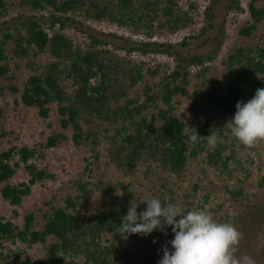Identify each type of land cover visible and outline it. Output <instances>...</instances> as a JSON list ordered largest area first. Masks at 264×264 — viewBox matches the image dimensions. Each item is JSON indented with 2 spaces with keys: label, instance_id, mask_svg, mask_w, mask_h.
<instances>
[{
  "label": "trees",
  "instance_id": "trees-1",
  "mask_svg": "<svg viewBox=\"0 0 264 264\" xmlns=\"http://www.w3.org/2000/svg\"><path fill=\"white\" fill-rule=\"evenodd\" d=\"M221 1L209 0L205 8L208 24L200 36H192L203 38L202 47L215 41L217 49L206 54L178 48L188 45L186 38L178 43L154 39L162 32L176 33L193 24L192 10L198 8L195 0H21L37 14L11 18L0 27V117L4 114L1 98L5 90L21 92V102L37 108L43 119L50 116L51 105L56 104L59 123L63 129L72 128L71 140L75 145L99 146L102 132L112 127L121 144L114 149V157L128 171L136 172L143 165L147 173L162 171L170 177L181 176L190 159L205 150V140L215 131V116H233L238 101H247L258 88H264L263 43L256 47L238 46L229 52L224 60L228 81L223 91L203 74L190 93L192 67L203 66L217 57L226 36V15L244 10L240 0H226L224 11L219 13ZM8 10L7 0H0V18ZM248 11L252 19L239 30L246 37L264 22V0H249ZM218 16L222 21L215 24ZM78 18L106 20L146 39L135 40L116 33H103L104 38H99L87 33L90 41L77 44L63 30L82 23ZM211 29L212 34L206 36ZM109 38H121L125 44ZM128 43L131 45L126 46ZM45 52L50 54V61L37 63L38 56ZM134 52L166 55L173 59V66H167L169 70L158 83L149 85L148 75L158 76L161 64L151 69L146 62L133 60ZM24 60L32 73L23 88L4 84L1 80L10 82L16 78L14 68L18 69ZM207 69L203 67V72ZM143 82L146 84L142 95L132 96V90ZM180 96L191 99L190 116L199 119V125L192 130L176 112L175 101ZM152 107L158 110L154 112ZM194 133L196 141L191 139ZM6 135L2 132L0 137ZM68 139L65 132H54L38 146L11 145L0 151L3 199L19 206L35 184L54 180L56 176L48 165L39 166L36 160H45L46 149ZM225 146L219 141L213 144L209 153L211 163L226 165L227 158L222 155ZM21 167L29 179L14 184L11 179ZM78 188L79 193L67 197L64 206L51 207L44 214L40 228H36L33 212L24 216L22 226L0 216V264H158L162 246L172 238L170 229L167 236L154 231L149 236L133 234L124 239L118 234L120 218L134 199L128 188H124L111 207L93 213L82 211L81 207L87 196V184L79 183ZM233 194L241 195L242 191ZM140 207L143 209L145 205ZM13 212L18 216L16 209ZM18 242L28 248L43 244L48 259L27 257L18 262V252L8 244Z\"/></svg>",
  "mask_w": 264,
  "mask_h": 264
},
{
  "label": "rangeland",
  "instance_id": "rangeland-1",
  "mask_svg": "<svg viewBox=\"0 0 264 264\" xmlns=\"http://www.w3.org/2000/svg\"><path fill=\"white\" fill-rule=\"evenodd\" d=\"M8 13L0 18V27L7 20L20 15H33L35 13L29 6H24L21 0H7ZM196 10H192L194 23L186 29L176 33L162 32L154 37L155 40L173 43L187 39L186 46L178 48L193 53H212L217 49L215 41L202 47L203 38L200 36L202 28L207 26L208 20L205 8L209 0H195ZM244 10L242 12H230L226 15V36L223 45L213 61H206L203 66H193L191 74L190 93L201 82L203 74L208 82L216 85L221 91L225 89L228 81V72L224 64L229 52L238 46L256 47L264 43V22L258 24L257 29L249 37L243 36L239 30L247 22L251 21L248 11L249 0H240ZM182 6L187 4L182 1ZM226 0L218 5V12L224 11ZM47 14L48 12H43ZM82 23L71 25L63 30L77 44L83 45L89 42L88 34H95L104 38L103 33H116L124 37L131 36L135 40L146 39L143 35L133 34L130 29L120 27L106 20H84ZM222 17L218 16L214 23L219 24ZM212 30L206 36L212 34ZM120 45L125 44L123 39L109 38ZM128 43L126 46H130ZM125 54L126 50H119ZM132 59L144 61L147 67L154 69L160 65L158 76L148 75L146 83L153 85L158 83L168 67L173 66V59L166 55L134 52ZM51 59L50 54L42 53L36 59L39 64H45ZM13 64L14 59L11 61ZM203 67L208 68L203 72ZM16 78L10 82L23 88V84L31 69L26 66L25 60L20 62L18 69L14 68ZM146 83L138 84L131 95H142ZM21 92L14 94L9 89L5 90L1 98L4 114L0 117V134L6 132L5 137H0V151L17 146H38L45 143L47 136L54 132H65L69 139L61 142L57 147L46 149V159L36 160L39 166L48 165L49 170L56 176L54 180L47 179L32 187V193L25 197L22 204L12 206L0 194V216L12 219L22 226L24 216L33 212L36 216V228H40L44 222V214L51 207L64 206L67 197H75L79 193L78 184H87V196L82 201V211L90 213L98 209H108L116 201V197L128 188L134 199L156 196L162 200H168L183 209H202L209 212L218 221L230 220L242 233L236 255H250L255 258L256 264H264V140L258 141L252 147L240 144L231 134L230 130L223 127L232 117L223 114L215 116V131L217 141L226 144L222 155L227 158L226 165L219 162L211 163L209 153L213 150V144L205 140V150L197 157L190 159L186 171L179 177H170L167 172L159 173L151 171L147 173L145 166L140 165L136 172H130L123 164H119L113 151L121 146L116 130L109 127V131L102 132V142L99 146L92 147L89 144L77 146L71 140L72 128L63 129L59 123V115L56 104L51 105L50 116L47 119L40 117L38 109L28 107L20 100ZM176 112L178 116L189 124V130L199 125V119L190 116L191 99L186 97L176 98ZM162 107V104L160 105ZM156 112L158 109L152 107ZM120 126V125H119ZM233 151V152H232ZM229 158V159H228ZM87 164L88 167H87ZM29 179V174L23 167L19 168L11 182L17 184ZM2 185H0V188ZM111 187V190L108 188ZM239 190L241 195L233 194ZM18 211V216L13 210ZM51 241V239H49ZM19 254L18 262L30 257L34 260L48 259L45 246L36 244L28 248L22 243L10 244ZM15 259H11L14 261ZM16 261V262H17Z\"/></svg>",
  "mask_w": 264,
  "mask_h": 264
},
{
  "label": "clouds",
  "instance_id": "clouds-1",
  "mask_svg": "<svg viewBox=\"0 0 264 264\" xmlns=\"http://www.w3.org/2000/svg\"><path fill=\"white\" fill-rule=\"evenodd\" d=\"M235 108L223 127L245 147L264 140V88H258L247 101H238ZM191 139L196 141L197 135L194 133ZM207 142L215 144L216 135H208ZM141 204L145 205L143 209ZM169 229L172 238L162 246L158 264H256L250 255H236L242 233L230 220L218 221L206 210L183 209L156 196L130 201L117 231L128 239L133 234L149 236L154 231L167 236Z\"/></svg>",
  "mask_w": 264,
  "mask_h": 264
}]
</instances>
